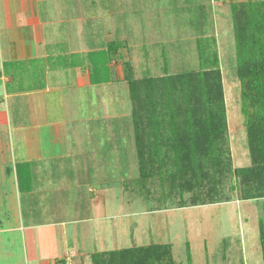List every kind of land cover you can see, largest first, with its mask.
I'll list each match as a JSON object with an SVG mask.
<instances>
[{"label": "rangeland", "instance_id": "374dc122", "mask_svg": "<svg viewBox=\"0 0 264 264\" xmlns=\"http://www.w3.org/2000/svg\"><path fill=\"white\" fill-rule=\"evenodd\" d=\"M241 1L41 0L39 8L50 5L46 12L51 20H62L56 28L64 45L56 46L57 51H79L72 56L77 62L88 50L105 49L113 40L120 45L121 59L113 65L115 79L108 83L77 87L74 70L69 69L58 74L63 77L59 91L39 98L26 93L33 89L15 91L4 99L0 192L9 197L1 200L0 207L12 199L13 162L19 158L14 154L24 145L17 140V129L38 131L41 143L49 146L50 130L45 124L57 121L65 132L62 142L69 148L62 146L58 153L50 150L45 162L32 161L31 207L23 204L22 216L26 222L40 224L39 230H47L52 222H59L57 233L67 229V246L76 252L67 259L69 264H90L93 252L151 244H167L172 264H264L259 234L264 197L241 199L230 189V177L221 186L222 201L214 203L208 202L206 189L180 192L177 182L162 179L155 169L142 178L132 101L121 62H129L136 79L199 69L198 40L209 43L211 50L208 39L214 37L230 166L251 165L231 14V4ZM52 56L51 66L65 60L57 52ZM38 83L35 78L24 87ZM20 248L9 243L0 254V264H20Z\"/></svg>", "mask_w": 264, "mask_h": 264}, {"label": "trees", "instance_id": "16d2710c", "mask_svg": "<svg viewBox=\"0 0 264 264\" xmlns=\"http://www.w3.org/2000/svg\"><path fill=\"white\" fill-rule=\"evenodd\" d=\"M231 14L241 107L251 157L249 166L233 169L230 166L224 92L214 37L208 39L211 50L207 49L209 43L198 40L199 69L136 79L129 62L121 61L132 101L142 178L155 169L162 179L165 176L174 184L177 182L180 192L206 189L210 203L222 201L221 186L228 177L233 179L230 189L236 190L241 199L264 197V0L233 2ZM119 48L111 40L105 49L87 51L80 62H74L73 53L63 55L65 60L60 64L84 65L91 84L109 82L115 79L113 65L121 59ZM25 63L5 62L4 74L10 78L7 92L38 87L34 84L24 87L29 82ZM168 163L171 168L167 169ZM15 174L19 190H30L29 162L15 163ZM196 194L197 198L201 196ZM208 202L201 199V203ZM259 226L264 261L262 218ZM90 264H172V258L167 244H151L93 252Z\"/></svg>", "mask_w": 264, "mask_h": 264}, {"label": "crops", "instance_id": "0c3cea01", "mask_svg": "<svg viewBox=\"0 0 264 264\" xmlns=\"http://www.w3.org/2000/svg\"><path fill=\"white\" fill-rule=\"evenodd\" d=\"M45 1L48 2V0ZM39 2L41 0H0V91H2V93L0 92V104L12 93L6 90V84L10 81V78L4 74L5 62H26L28 81H34L35 78L39 80L38 84H34L38 87L26 93L35 94L37 98L40 95L59 91L57 89H59L63 77L60 78L58 74H62L69 69L74 70V81L77 87L98 85L90 83L88 70L84 65L69 67L60 64L59 66H51L49 57L52 56V52L65 56L79 51L56 50L58 48L56 46L64 45V41L60 40L62 33L56 28L59 23H62V20H51L46 12H50V5L45 6L48 7L46 9H41L39 8ZM52 44H55L54 48L51 47ZM31 63H34L33 67ZM112 75L114 78V73ZM0 112L6 122L5 111L0 108ZM45 125H49L50 130L49 146L41 143L38 131L29 127H19L17 129V140H22L24 145L19 146L20 151L18 154H14L19 158L13 162L14 173L11 175L13 182L9 188L12 199L9 198L8 202L4 204V210L0 207V215H2L0 216V254L8 249L9 243L11 245L12 243H18L21 246L18 250L21 259L20 264H65L67 259H70V254L74 253V250L69 251L67 240H65L68 233L67 229L60 230L59 233L55 229L59 222L50 223L47 230H39L40 224L31 221L26 222L22 216L23 204L28 209L31 207L29 198L33 189L31 187L27 191L19 190L15 174V163L29 162L32 173L31 164L34 159L45 162L49 159L47 154L50 150L58 153L62 146L69 148L67 142H62L65 132L62 131L63 129L57 121H49ZM36 146H38V149ZM26 193L29 194L26 195L28 198L23 201V196ZM0 195L2 197L0 205H2L1 200L5 196L7 198L9 196L7 194L3 196V192H0ZM55 237H59L58 241L60 243L54 239Z\"/></svg>", "mask_w": 264, "mask_h": 264}, {"label": "built area", "instance_id": "2783aa9c", "mask_svg": "<svg viewBox=\"0 0 264 264\" xmlns=\"http://www.w3.org/2000/svg\"><path fill=\"white\" fill-rule=\"evenodd\" d=\"M65 264H69V263L66 261Z\"/></svg>", "mask_w": 264, "mask_h": 264}]
</instances>
